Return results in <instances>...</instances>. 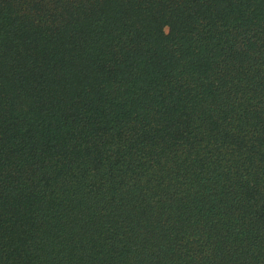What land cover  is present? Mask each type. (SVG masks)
<instances>
[{
  "label": "trees",
  "instance_id": "trees-1",
  "mask_svg": "<svg viewBox=\"0 0 264 264\" xmlns=\"http://www.w3.org/2000/svg\"><path fill=\"white\" fill-rule=\"evenodd\" d=\"M0 264H264V0H0Z\"/></svg>",
  "mask_w": 264,
  "mask_h": 264
}]
</instances>
